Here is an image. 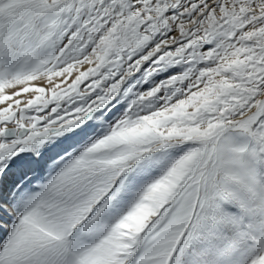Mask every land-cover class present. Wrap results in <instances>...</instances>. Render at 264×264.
<instances>
[{
    "label": "snow or ice",
    "instance_id": "snow-or-ice-1",
    "mask_svg": "<svg viewBox=\"0 0 264 264\" xmlns=\"http://www.w3.org/2000/svg\"><path fill=\"white\" fill-rule=\"evenodd\" d=\"M0 264H264V0H0Z\"/></svg>",
    "mask_w": 264,
    "mask_h": 264
}]
</instances>
